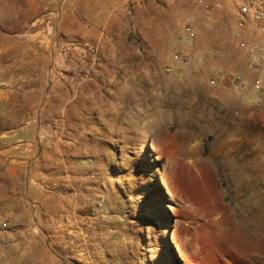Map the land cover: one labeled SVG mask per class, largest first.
I'll use <instances>...</instances> for the list:
<instances>
[{
	"label": "rangeland",
	"instance_id": "1",
	"mask_svg": "<svg viewBox=\"0 0 264 264\" xmlns=\"http://www.w3.org/2000/svg\"><path fill=\"white\" fill-rule=\"evenodd\" d=\"M196 1L190 0L193 12ZM4 11L0 7L3 260L21 256L27 246L29 264H175L171 246L180 264H264V154L253 157L244 137L248 122L214 92L219 86L234 95L243 90L228 79L210 84L215 71L225 72L203 64L210 56L182 50L192 42L181 35L183 26L204 39V24L174 23L170 32L177 37L168 42L166 58L177 54L179 60L171 74L163 66L143 69L125 73L121 84L90 88L101 104L107 95L115 103L102 107L101 126L76 136L59 113L64 95L56 85L69 74L64 40L53 39L46 21L27 29L20 10L10 19ZM42 28L47 39H27ZM90 60L78 55V76L86 75ZM100 196L105 204L97 214Z\"/></svg>",
	"mask_w": 264,
	"mask_h": 264
},
{
	"label": "crops",
	"instance_id": "2",
	"mask_svg": "<svg viewBox=\"0 0 264 264\" xmlns=\"http://www.w3.org/2000/svg\"><path fill=\"white\" fill-rule=\"evenodd\" d=\"M222 1L221 10H204L196 6L198 10L193 12L190 0H134L132 16L126 13L128 0H23L21 3L2 0L0 7L4 8L7 19L18 17L20 10L27 29L32 22L46 21V26L52 24L53 39L64 40V55L69 56V74L66 81L56 85L58 89H63L64 95L59 99V113L67 133L76 136L89 134L87 129L96 128V122L101 126L100 122L104 117L102 112L106 111L102 107L115 103L107 95L101 104L100 95L90 88L121 84L128 72L145 69L155 71V68L161 66L164 69L168 66L177 67V61L173 59L177 54L172 56L171 62H167L166 58L168 42L177 37L176 31L170 32L174 29V23L179 18H186L195 26L204 24V39L186 24L193 29L195 35L192 42L182 50L192 57L208 55L210 58L204 60L203 64L211 63L213 68L225 72L224 74L240 75L243 78L241 95H234L230 88L224 86L217 87L214 92L221 104H232L235 112L248 122L245 140L250 143L249 150L253 157H261L264 154V87L259 95L253 94L257 73L249 64L240 43L264 48V33L257 31L248 20L242 19V24L239 25L235 0ZM207 2L211 4L213 0ZM10 9L15 12L10 13ZM200 12L203 15H199ZM30 15L33 19H29ZM184 26L181 35L186 37ZM48 34L42 28L31 35L27 33L26 37L45 40ZM137 41L140 46L135 44ZM53 53H57L56 49ZM81 54L91 57V60L85 62L86 75L78 76V55ZM152 56L160 58L153 60ZM96 57L102 58L97 60ZM203 64L201 73L205 72ZM262 164L261 181L264 184L263 158ZM100 228L107 229L104 226ZM106 243L103 240L99 245ZM27 251L28 247L24 246L19 257L8 260L0 257V264H29ZM51 262L49 264H54Z\"/></svg>",
	"mask_w": 264,
	"mask_h": 264
},
{
	"label": "built area",
	"instance_id": "3",
	"mask_svg": "<svg viewBox=\"0 0 264 264\" xmlns=\"http://www.w3.org/2000/svg\"><path fill=\"white\" fill-rule=\"evenodd\" d=\"M196 6L204 10H207L209 8L221 10L223 9V1L213 0L211 4H208L207 0H197ZM134 8V0H128V4L126 7L127 15L132 16ZM235 8L237 10L238 17L240 18V20L238 21L239 25L242 24V19L248 20L257 31L264 33V0H235ZM184 33L187 40H192L194 38L195 34L190 26H184ZM240 48L245 51L249 60V64L257 73V78L253 83V91L259 94L264 87V48L255 44H249L245 42L240 43ZM173 59L174 61H178L179 56L174 55ZM185 65H187V61L183 60L181 62V66ZM173 70L174 67L168 66L164 69V72L166 74H171ZM227 79L233 81L236 87H240L243 84V78L240 75L229 76L227 74L221 73L220 71H215L213 73L209 83L214 85L217 82ZM104 204V196L98 197L95 203V212H97V214H102ZM88 228L89 233H93L96 230L95 226L92 223H90ZM85 236L87 237V233L85 234ZM78 247H80V250L78 251L77 255L83 256V246L81 247V244H79Z\"/></svg>",
	"mask_w": 264,
	"mask_h": 264
},
{
	"label": "trees",
	"instance_id": "4",
	"mask_svg": "<svg viewBox=\"0 0 264 264\" xmlns=\"http://www.w3.org/2000/svg\"><path fill=\"white\" fill-rule=\"evenodd\" d=\"M147 138H148V137H147ZM169 250H170L172 256H174V263H175V264H180V261H179V259L176 257L175 252H174V250H173V248H172L171 246H169Z\"/></svg>",
	"mask_w": 264,
	"mask_h": 264
}]
</instances>
